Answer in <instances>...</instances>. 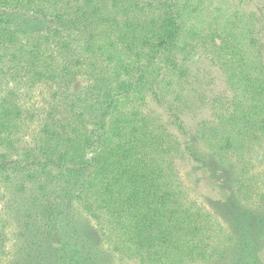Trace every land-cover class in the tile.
I'll return each mask as SVG.
<instances>
[{
  "label": "trees",
  "instance_id": "obj_1",
  "mask_svg": "<svg viewBox=\"0 0 264 264\" xmlns=\"http://www.w3.org/2000/svg\"><path fill=\"white\" fill-rule=\"evenodd\" d=\"M193 1L0 0V178L21 180L0 195V237L10 212L20 216L10 199L33 187L29 220L70 228L73 258L83 264H110L112 252L119 263L264 264L241 233L251 183L221 153L220 140L197 135L183 111L169 109L174 136L125 110L143 91L161 103V81L145 74L162 56L179 85L187 80L181 41ZM259 11L257 22L245 16L216 34L231 98L211 105L223 112L215 122L225 128L221 135L236 138L225 143L264 149V7ZM36 92L40 103H33ZM179 155L216 191L209 210L184 197L174 171ZM36 202L49 204L37 211ZM258 210L251 214L262 226L254 244L262 257ZM221 227L240 240L226 244ZM4 246L2 239L0 251ZM43 246L50 261L67 253L59 235Z\"/></svg>",
  "mask_w": 264,
  "mask_h": 264
},
{
  "label": "rangeland",
  "instance_id": "obj_2",
  "mask_svg": "<svg viewBox=\"0 0 264 264\" xmlns=\"http://www.w3.org/2000/svg\"><path fill=\"white\" fill-rule=\"evenodd\" d=\"M187 1L182 0L181 4L187 6ZM201 2V9L198 8L196 12H193V8ZM193 4L195 6L192 5L193 7L190 9L192 14L186 19L185 34L181 41V47L186 49L187 58L190 59L187 80L179 85L178 78L172 75L168 68L166 57L162 56L155 64L149 65L145 74L149 80L159 78L161 81V89L159 90L162 98L161 103L155 100L149 92L143 91L131 103H128L125 110L128 114L139 113L137 118L139 122L141 118H145L150 126H165V129H168L174 136L177 135V131L170 125L169 109L183 111V119L197 135L200 132L201 134L206 132V135L209 136L202 134L204 139L210 137L215 140L217 137L220 140L215 141L216 144L220 143L221 153H224V157L228 155L231 159L230 162L240 171H246V178L251 183L252 188L248 190L249 201L242 209L246 215L244 214V225L241 228V233L247 234L248 247L257 249V255L262 261L264 258V254L262 257L260 256L262 249L254 246L255 242L262 237V226L257 225L258 223L253 219L251 214L253 212L251 211L259 208L257 213L260 218H264V149L259 145L241 147L240 144L233 141L225 143L227 140H236V138L233 135L227 136V133H224V136L221 135L225 128L218 126L215 122H220L219 116L223 112L214 110L211 102L219 98L223 100L231 98L225 74L219 68V54H217L219 40L216 38V34L223 32L225 27H230L232 22L245 16L253 14L255 16L254 21L257 22L259 9L264 7V0H194ZM262 42H264V38ZM80 86L81 84L78 83L77 87ZM40 98H42L41 94L36 92L32 96L33 103L36 101L40 103L42 101ZM35 127L36 125H33V130L31 129L29 132L30 135L34 133ZM174 171L182 191L185 192L184 197H188V201L197 202L200 206L208 209L209 200L218 198L210 181L200 173L193 171V168L180 155L176 157ZM19 180L11 182L0 178V195L7 189L12 192L16 191V187L21 181ZM31 188L30 192L20 194L15 200V197H12L13 194L10 195L12 197L10 204L16 208L20 216L16 219L14 212H10L12 219L10 218L8 222H5L6 229L3 228L5 234L0 237V240L4 239L5 243L0 251V264H83L81 259L73 258L77 249L73 246V239L69 236L70 228H63L57 223L48 229L44 226V221L37 222L36 218L34 220L37 223H35L34 220H29L26 214L27 208L30 207L28 197L34 193V188ZM47 204L36 202L35 207L37 211H39L38 209L43 211V206ZM32 215L35 214H30L31 217ZM216 218L219 222V216ZM220 229L222 230L220 231ZM220 229L216 228L218 237L225 240L226 244L228 239L233 240V242L236 239L240 240L236 230H230L228 227H221ZM56 235L61 236L67 243L65 248L67 253L61 261L55 259L50 261L49 254H46L45 249H43L45 246H43V240L49 237L53 238ZM105 248L108 249L106 245ZM112 254L111 263L117 261L118 264H140L137 261L119 263L117 254L115 252Z\"/></svg>",
  "mask_w": 264,
  "mask_h": 264
}]
</instances>
